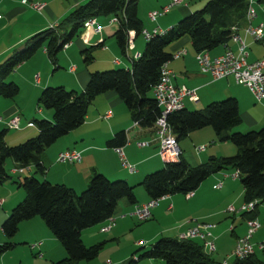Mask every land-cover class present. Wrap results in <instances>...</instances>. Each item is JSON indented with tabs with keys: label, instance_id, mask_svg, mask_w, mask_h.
I'll return each instance as SVG.
<instances>
[{
	"label": "trees",
	"instance_id": "16d2710c",
	"mask_svg": "<svg viewBox=\"0 0 264 264\" xmlns=\"http://www.w3.org/2000/svg\"><path fill=\"white\" fill-rule=\"evenodd\" d=\"M139 1L87 0L70 11L56 26L31 34L22 47L0 62V97L15 99L18 96L19 84L8 80V77L18 64L31 59L40 48L45 49L50 62L57 67L59 52L81 34L84 22L94 17L116 16L118 29L114 38L121 52L127 55L129 31L139 35L144 30L137 11ZM248 1L208 0L201 9L185 15L177 24L147 38L140 55L129 59V68L90 72L88 83L81 91L59 84L45 85L37 105L39 109H51L53 119H34L38 133L23 142L8 144L4 139L7 128L0 131V187L12 181L24 188V199L15 204L2 221L0 229L7 240L0 243V264L1 256L16 246L13 238L20 222L37 215L67 251L66 256L54 264H79L93 260L105 242L87 246L82 241V231L112 218L122 199L129 204H137L134 186L128 180H110L101 172L94 171L88 186L76 192L66 184L40 180L35 174L13 177L4 166L7 159L13 160L15 168L31 166L35 173L44 174L43 152L84 123L93 100L110 90L125 102L135 125L152 128L157 133L155 123L161 114L153 97V87L161 79V68L172 61L174 51L170 47L186 37L196 53L227 46L237 29L239 31L247 23L245 13ZM257 2L262 4L264 0ZM80 52L84 64L90 65L94 57L91 49L83 48ZM238 105L237 98L227 97L199 110H189L184 106L167 116L166 121L178 143L194 131L211 127L219 142H232L238 152L232 156H210L196 166L188 164L182 154L176 160L164 161L162 168L145 174L140 183L149 199L194 192L210 175L233 169L238 173L244 189L243 201L258 200L256 208L241 213L242 219L258 218V207L264 203V126L246 133L232 132L242 123ZM106 142L114 148L124 146L127 143L126 130L112 134ZM203 248V244L196 239L160 237L150 246L142 245L135 250L125 264H138L145 259H162L167 264H219ZM259 252V255L255 252L244 259H233L231 264H264V246Z\"/></svg>",
	"mask_w": 264,
	"mask_h": 264
},
{
	"label": "crops",
	"instance_id": "0c3cea01",
	"mask_svg": "<svg viewBox=\"0 0 264 264\" xmlns=\"http://www.w3.org/2000/svg\"><path fill=\"white\" fill-rule=\"evenodd\" d=\"M46 1L49 3L48 7L45 8L42 16L38 19L39 22L37 20L34 24H32L34 25L33 27H24L27 29L24 30V33L18 32L15 36H8L3 40L0 39V42H2L0 45V62L4 61L5 58L8 57L15 49L22 47L25 40L30 37L31 34L33 35L44 28H50L49 25L56 26V24L60 22L59 19L62 18L61 15H63V13L66 15L69 8L73 9L80 5L81 2H85L87 0H74L75 2L73 5H69L66 8L60 7L61 5L59 4L56 6V10H54L51 6L55 0ZM256 3L257 0H253V6L259 13V6L254 5ZM30 7L31 6L23 4L21 0H0V14H2V17L0 18L1 37L4 35V30L11 33V31H9V24L15 18L20 19L22 16L28 17L29 14H34V16L36 15ZM180 11L183 15H188L191 12V9H189L188 5L185 4ZM5 17L7 21L4 20ZM157 18L158 17H156L153 21L150 18L149 20L154 24V22L157 21ZM95 20L97 24L103 26V30L101 32L94 33L92 28L83 27V31L79 35L81 41H79L77 45H82L80 47H83L84 49L88 46H97V51L99 52L96 53V58L93 57L92 61H97L95 65H86L83 61L81 63L70 55L66 61L68 63L67 65H70L69 71H62V73H59L57 80L55 79V75L53 73H49L51 67L54 65L51 66L48 59L49 57L47 56L45 49H43L37 51L31 59L21 63L20 65L18 64L16 70L9 75V80L15 81L19 84L20 95L23 97H20L18 100L0 97V127L3 126L2 129H4V127L7 128L6 125L8 119L12 116L16 115L20 119L19 128L14 129L19 133L17 135H9L5 139L8 144H14L20 142L21 140L23 141L24 139L32 137V135L36 134L37 129L35 131H31L35 125L33 127L27 126L29 122H34V119H53L51 110L45 111L44 109L37 108L38 115L33 114L34 110L32 103L34 100L37 103V99L39 98L41 90L45 87V85L51 86L61 84L68 89L72 88L73 90L81 91L86 83H88L90 72L95 71L96 69L101 70L109 67L117 68L124 66L129 68L131 66L129 59L135 58L136 54H140L144 50L143 48L147 38L139 37V35H135L133 32L134 46L132 49L127 51V55H125L126 59H123L120 55L117 40L114 41V33L118 29V24H114L109 18L104 20L101 17H97ZM53 21L56 22L50 24ZM175 23V19H172L170 25H175ZM148 25H150V23H148ZM148 25L146 27L144 23V30H148L150 33L154 29L161 28V31H164L170 28L169 26L167 28H163L160 25L158 27H148ZM186 44H190V40L187 37L181 41L173 43L170 47L172 51H178L180 49H185L187 51L184 57L182 56L181 58L174 59L172 61L175 62L171 61L168 64L167 69L170 70L172 74H175L174 83H176V85L189 86L188 82H191L193 89H197V92L203 87H212V89H215L216 91L220 89L227 90V88H233L234 85H232L229 81V79L234 81L233 77H226L225 79L214 81V79H212L209 75H205L201 72L199 73L197 69L195 70L196 59L195 57L193 58L187 56V54H189V50ZM222 47L221 50L213 49L209 52V56L215 57L221 55L228 49L236 50L235 48L237 46L235 43L229 42L227 46L225 45ZM71 51L72 49L70 48L69 52ZM181 59L183 62L182 65L179 66L177 63L180 62ZM58 67V65L57 67L54 66V71L57 70ZM71 68L74 69L72 70ZM224 80L227 82H224ZM241 86L243 85H240V83L235 85L236 88L249 90L248 87ZM229 93H231V91ZM117 95L118 94L112 90L104 94L97 95L92 102L93 104L87 110L85 122L79 127L73 129L64 137H60L56 141V145L53 144L43 152L41 158L43 165L45 166V173H35L30 166L24 170V175L35 174V177L40 180L44 179L51 183H63L78 192L84 190L88 186L91 174L94 171H97L104 174L110 180H128V182L134 186V192L137 196V204L148 201L149 196L147 192H142L139 189V186L143 180V176L152 172V170L154 171L158 169V167H160V161H162L161 159L158 161V157L161 158V156L159 155L157 148L158 143L155 140L156 132L152 128H142L138 125H134L132 122L133 120L129 123L128 119H126L127 115L125 109L126 107L123 105L124 102H122ZM234 95L240 99L238 107L239 110L242 109L240 110L241 113L243 111L242 120H246L249 123H257L255 127L264 125V106L262 107V113L260 111V116H255V114L252 115L253 109L257 110V108H260L255 104L262 103L264 101L258 102L254 99V96H251L252 94L250 95V93H246V91L243 92L242 95ZM197 97L199 99L198 95ZM190 102L195 103L192 101ZM108 111L111 112V116L106 118L104 115ZM24 112L28 114L24 115ZM121 130H126L127 137V143L121 147L123 154H125V157L127 158L126 161L130 165L135 166V171H130L129 168L124 167L122 165V159L120 155L117 154L115 148L107 145L106 140L109 139L112 134ZM188 138L190 140L189 142L186 140ZM186 139L179 141L178 149L185 161L193 166L205 162L210 156H232L238 152V149H236L234 145L229 144L230 142H220L217 145L216 141H218V139L210 129L202 128L201 131H194ZM140 142H148V144L141 146L139 144ZM212 143L213 145L210 146ZM190 144L193 146V149ZM196 145H204L205 149L202 152L196 151ZM67 149L78 151L82 157L81 161H74V163L59 162L57 160L58 153ZM15 166L16 165L13 162L11 163L9 169L11 173L18 175V173H14L12 171ZM234 171L235 170L233 169H227L210 175L209 178L200 183L190 197L185 195V197H182L181 199L180 196L169 195L168 197L166 196V198L161 199L158 203L159 205L152 209L151 216L147 220L151 222L137 228V237L135 235V237L129 239L128 244L126 243L127 245L125 247L124 245H121L120 238L126 235L128 231L133 233V230L136 229L135 225L131 226L133 218V216H131V212L134 210L135 205L129 204L125 199L120 200L117 212H115L112 218L102 222L98 226L99 232H101V227L106 225L111 226L108 231L102 233L107 234L109 237L104 239V241H115V243H112L111 246H113V248L114 246L119 248L111 257L112 264H125L130 258H132L131 256L134 251L139 249L142 245L148 247L158 238L164 237L166 234L172 235L171 237L178 238L181 233L186 232L190 227L200 223L213 225L210 227L209 231H211L213 234L212 236L214 238L216 237V239H218L219 234L228 233L230 230L233 231L231 229L233 227L234 233L232 234L235 246L237 241L236 238L244 234V231H247L248 227H246L245 220L242 219L240 213L226 212V208L231 206V204L236 210H238L244 203V189L242 188L240 178L232 176ZM217 183H220L221 186L219 188H214L213 186ZM23 199L24 190H22L18 184L8 181L0 187V200H3V202L0 203V228L2 226V221L10 214L11 208ZM212 200H217L219 202L216 207L212 206ZM169 218H173L174 222L171 221V223H168ZM258 218L260 219V215ZM187 220H190V222L187 223ZM224 220L225 222L223 225ZM20 223L21 224L16 234L19 237L18 239L22 240L18 241L24 242L26 240L30 241L32 243L31 245H35L33 247L30 246L32 252H30L29 248L26 247L22 254H19L18 258H16L17 253H14L15 251H10L12 254L11 257L13 259L16 258V261L19 262L18 264H23V259H25V257L31 255L35 256L39 253L42 254V257H36L37 259L33 260L34 262L32 264H54L66 256L67 251L65 250V247H62V245L58 242V239L49 231L45 222H43L38 215L29 220L24 219V221ZM92 228L93 229L88 234L86 233L85 235L82 233L84 235L83 238L91 234L96 237V233L94 232L95 229L94 227ZM6 238L7 237L4 236L0 229V243L5 241ZM98 238H101V236L98 235ZM82 240L85 245H88L84 239ZM18 241L15 242L14 240L16 245L22 243ZM13 250H16V248ZM8 252L1 256L2 264H8V262H6V256L9 254ZM104 257H106V255H102V257H97L90 261H81L79 264H106L107 259ZM138 264L167 263H165L162 259H145L140 261Z\"/></svg>",
	"mask_w": 264,
	"mask_h": 264
},
{
	"label": "built area",
	"instance_id": "2783aa9c",
	"mask_svg": "<svg viewBox=\"0 0 264 264\" xmlns=\"http://www.w3.org/2000/svg\"><path fill=\"white\" fill-rule=\"evenodd\" d=\"M23 4H30L31 7L37 11H40L42 7H45V3H38L33 4L32 2H28V0H21ZM184 2V0H172V3L169 5H166L163 7L164 14L168 13L169 7L175 4H179ZM253 0L248 1V10L245 14V20H247L246 25L242 28L244 30V35H241L239 33L238 29L237 32H235L232 41L236 43L237 48L236 50L228 49L225 51V53L218 55V56H209V52L207 51H199L195 55V59L199 61V64L201 65V71L203 73H207L210 75L212 79L218 80L226 78L227 76L233 77L235 82L237 84H242L250 90L249 92L252 94V96L255 97V99L258 102L264 101V60H256L250 62L247 57L248 56V45L246 44L245 39L252 36L253 40L256 42H260L262 45H264V21L260 23L259 25H254L253 22L256 18V8L252 6ZM161 13V12H160ZM163 15V14H162ZM2 16L0 15V18ZM157 14L156 12H151L149 18L153 21L156 19ZM264 17V15H263ZM96 17L88 19L84 22L85 28H92L94 33L101 32L103 30V26L96 23L95 20ZM111 22H117L116 17L111 20ZM162 33L160 29H154L151 33L145 30L142 31V34L146 38H151L153 34L155 33ZM128 43L126 46V50H130L133 48L134 43V37H133V31H129L128 34ZM185 49H180L178 51H174L173 55H171V59H178L181 58L186 54ZM140 54H136L135 56L138 57ZM168 64L164 65L161 68V79L156 83V85L153 87V97L158 102L159 108H160V114L161 116L156 120L155 126L157 127V133L155 140L158 143V152L161 156L163 161H171L176 160L179 158L181 152L178 149V140L175 139L174 134L172 133V127L167 123L166 119L167 116L174 111L182 109L184 106H186V99L192 101V102H198L199 99L196 95L197 89H190L189 87H186L184 85H176L174 83V76L175 74H172L170 70L167 69ZM72 70L74 68H71ZM111 112L108 111L104 116L106 118L110 117ZM35 122H29L27 126L33 127ZM20 125V119L18 116H15L11 118V120H8L7 127L10 129H18ZM135 125V124H134ZM141 146L147 145L148 142H140ZM205 149L204 145L201 147L196 148V151H203ZM115 150L117 154L120 155L122 165L124 167H127L130 169V171H135V166L130 165L126 161L125 154H123L121 147H115ZM57 160L59 162H67V163H74L81 161V156L78 151L67 149L64 151H61L58 153ZM26 168H14L12 171L14 173L23 174L24 170ZM235 177L239 176L237 172L233 174ZM221 186L220 183H217L214 185V188H219ZM193 193V192H192ZM192 193H189L188 195H192ZM167 196V195H166ZM157 198V199H149L145 203L135 204L134 210L131 212L132 216H136V218H139L142 221H146L151 216V211L153 208L158 206L159 201L161 199L166 198ZM168 197V196H167ZM3 200H0V203H2ZM258 200H254L252 202H248L242 205L241 208H239L240 212L244 211H251L253 208H255ZM234 206H229L226 210L227 212H234L235 209ZM238 210V211H239ZM111 218H109L110 220ZM213 225L201 223L200 225L193 226L188 229L187 232L182 233L180 236V239H201L204 241V249L208 250L209 252H213L216 248L215 242L212 241V233L209 231L210 227ZM110 225H106L101 227V232H106L110 229ZM247 227L248 231L245 233L244 236L237 237L236 245L233 248L232 255L228 257V259L223 260L219 264H228L229 260L231 258L235 259H244L246 256H250L254 254L255 246L252 242L253 234L258 231V229L261 228L260 223L258 222V219H250L247 220ZM258 249L261 250L264 246L263 243L258 245Z\"/></svg>",
	"mask_w": 264,
	"mask_h": 264
},
{
	"label": "rangeland",
	"instance_id": "374dc122",
	"mask_svg": "<svg viewBox=\"0 0 264 264\" xmlns=\"http://www.w3.org/2000/svg\"><path fill=\"white\" fill-rule=\"evenodd\" d=\"M32 2L33 4H38V3H42V2H44L45 3V7H42V9L40 10V11H37V10H35V9H33L32 7H30L31 8V10L32 11H34V13L36 14L35 16H34V14H32V15H30L29 14V16L28 17H25V16H22L20 19H18V18H15L13 21H11L10 22V24H9V31H11V33H9L8 31H5L4 30V32H3V37H1V35L2 34H0V39L1 40H3L4 38H6V37H10V36H15V34H17L18 32L19 33H24V30H27V29H25L24 27H33L34 25H32V24H34L41 16H42V13H43V11L45 10V8L46 7H48V4L49 3H47L48 1H43V0H28V2ZM208 0H184V2L183 3H180V4H175V5H172V6H170L169 7V12L166 14V15H163V16H161L162 14H164V12H162L163 10V7H165L166 5H169L170 3H172V0H140L139 1V4H138V9H137V11H138V14H139V18L143 21V23H145V26L147 27V25H148V23H150V25H148V27H152V26H154V27H158L159 25L161 26V27H163V28H167L168 26L169 27H171V21H172V19L174 20L175 19V24H177L178 23V21L181 19V18H183L185 15H187V14H185V15H183L182 13H181V11H180V9L181 8H183L184 6H185V4L186 5H188V8L189 9H191V12L190 13H192V12H194V11H196V10H198L199 8L201 9L202 8V6L205 4V2H207ZM75 1L74 0H55V2L54 3H52L51 4V6H52V8L54 9V10H56V6H58L59 4L61 5L60 7H63V8H66V7H68L69 5H73V3H74ZM86 2V1H85ZM85 2H83V3H85ZM82 3V2H81ZM26 5H28V4H26ZM65 5V6H64ZM255 6H259V9H260V11H259V13H258V11H257V13H256V18H255V20H254V22H253V24L254 25H259L260 23H262L263 21H264V17H263V15H264V3H262V4H259L258 2L256 3V4H254ZM28 6H31L30 4L28 5ZM252 6H253V3H252ZM63 8H62V10H63ZM74 9V8H73ZM73 9H68V11H67V13H66V15H65V13H63V15H61V19H59L60 21L62 20V19H64L65 17H67L68 16V14H69V12L70 11H72ZM151 12H156V14H157V16H158V18H157V21L156 22H154V24L149 20V16H150V13ZM161 12V13H160ZM45 13V12H44ZM189 13V14H190ZM246 14V13H245ZM0 15H2V14H0ZM65 15V16H64ZM58 17H60V16H58ZM99 17H101L102 19H104V20H107L108 18L110 19V20H112V19H114L116 16H114V15H109V14H107V15H101V16H99ZM4 20H6L7 21V19H6V17H5V19ZM47 20V19H46ZM51 20V19H50ZM5 21V22H6ZM38 22H39V20H38ZM48 22H50V21H48ZM56 21H53L52 23H50V24H53V23H55ZM147 22V23H146ZM114 24H116V22H113ZM49 27H51L50 25H49ZM241 29L239 30V33H241V35H243V36H245L244 35V30H242V28L243 27H240ZM139 37H144L145 38V36H144V34H142V32L139 34ZM0 40V41H1ZM83 40V39H82ZM79 41H81V39H80V36H77V37H75L74 38V40H73V42L71 43H69L68 45H66L60 52H59V54H58V58H57V62H56V66L58 65L59 67L57 68V70H55L54 71V66H52L53 64L50 62V60H49V62H50V64H51V70L49 71V73L51 74V73H53L54 75H55V79H57L58 80V74L59 73H62V71H64V72H66V71H69V69H70V65H67L68 63L66 62L67 61V59H68V57L71 55L72 57H74V58H76L77 59V61H79V62H81L82 63V58H83V56H82V54H81V52H80V50L83 48H81L80 46H82V45H79V46H77L78 45V43H79ZM114 41H116V38H115V40ZM245 41H246V44L248 45V50L247 51H249L248 52V56L249 57H247L248 58V60L250 61V62H254V61H256V60H264V45H262L260 42H256V41H254L253 40V38H252V36H250V37H248V38H246L245 39ZM230 42H233L232 40L230 41ZM1 43L2 42H0V45H1ZM234 43V42H233ZM236 44V43H235ZM83 45H84V43H83ZM186 46H187V48H188V50H189V54H187V56L188 57H195V55H196V51L194 50V48L191 46V44H186ZM237 46V45H236ZM87 47V46H86ZM222 46H220L219 48H217L218 50H221L222 48H221ZM67 48H68V50H67ZM70 48L72 49V51L71 52H69V50H70ZM81 48V49H80ZM87 48H90L91 49V51H92V53H93V56L96 58V53H98L99 51H97L98 50V48H97V46H95V47H87ZM237 48V47H236ZM235 48V49H236ZM40 50H43V48H40L38 51H40ZM83 50V49H82ZM119 51H120V55H121V57H123V59H126V57H125V55L123 54V52H121V50L119 49ZM128 51V50H127ZM215 52V51H214ZM199 53V52H198ZM213 53V52H212ZM212 55V54H211ZM47 56H48V54H47ZM185 56V55H184ZM183 56V57H184ZM49 57V56H48ZM48 59H50V58H48ZM186 59V58H185ZM97 62V61H96ZM96 62H92L91 64L93 65H95V63ZM172 62H175V61H172ZM182 59H181V61L180 62H176L179 66L180 65H182ZM129 63V62H128ZM176 64V65H177ZM74 66V65H73ZM122 67H124V66H122ZM122 67H117V68H122ZM103 68V67H102ZM111 67H109V68H106V69H101V70H98V71H103V70H109ZM117 68H111V69H117ZM124 68H127V67H124ZM176 68V67H175ZM193 69H194V67H193ZM197 69V71H199V73L201 72V73H203L202 71H201V65L199 64V61L198 60H196V64H195V70ZM203 74H205V75H208L207 73H203ZM210 76V75H209ZM230 77V76H229ZM228 76H227V78H229ZM223 79H225V78H223ZM9 80V79H8ZM219 80V79H218ZM229 81L231 82V84L232 85H234L233 86V88L231 89V88H227V90H224V89H220V90H215V89H212V87L211 88H209V87H203V88H201V90L200 91H198L196 94L199 96V99H200V101L199 102H195V103H191L190 102V100L188 99H186V108L187 109H189V110H199V109H202V108H204L206 105H208V104H210L211 102H214V101H222V100H224V99H227V97H235V98H237V96H235L234 94H237V95H239V94H243V92H245L246 91V93H250V92H248L249 90H242V89H239V88H236L235 87V85H237V83L235 82V80L234 81H232V79H229ZM224 82H227V81H225L224 80ZM221 83H223V82H221ZM213 84V83H212ZM212 84H211V86H212ZM214 84H216V83H214ZM59 85H61V84H59ZM188 85L189 86H186V87H189L190 89H193V86H192V83L190 82H188ZM240 85H242V84H240ZM51 86H58V85H51ZM241 87H246V86H241ZM236 88V89H235ZM231 91V93H229ZM211 93V94H210ZM250 95H251V93H250ZM252 96V95H251ZM20 97H23V96H21L20 95V91H19V94H18V96L14 99V100H18V99H20ZM253 97V96H252ZM239 101H240V99L239 98H237ZM255 99V98H254ZM21 101H24V100H21ZM27 102V101H26ZM33 104V114H35V115H38V112H37V108H39L38 107V105H37V103H36V101L34 100V102L32 103ZM123 105H125V109H126V115H127V118L126 119H128V121H129V123H131V121H132V117H131V115H130V112H129V110H128V107L126 106V104H125V102H124V104ZM255 105H258L260 108H257V110H255V109H253V112H252V115L253 114H255V116L257 115V116H260V111H261V113H262V107L264 106V102H262V103H257V104H255ZM45 111L46 110H51V109H45V108H43ZM240 110H242V109H240ZM52 112V111H51ZM242 113H243V111H242ZM264 113V112H263ZM25 114H28V113H26V112H24V115ZM34 115V116H35ZM16 116V115H15ZM15 116H12L11 118H13V117H15ZM11 118L10 119H8V120H11ZM124 118H125V116H124ZM41 119V118H40ZM42 119H44V118H42ZM49 120H51V119H49ZM257 125V123H249L248 121H246V120H242V123H241V125H239L238 127H236L234 130H232V132H239V133H246V132H248V131H251V130H258V129H260V128H262L264 125H262V126H260V127H255ZM7 127V126H6ZM2 128H3V126L2 127H0V131L2 130ZM5 128V127H4ZM7 134H6V136H5V138L4 139H6L9 135H17L19 132H16V130H14V129H10L9 127H7ZM206 129H210L211 131H212V133H214L213 131V128H211V127H207ZM36 130V127L34 126L33 128H32V130L31 131H35ZM199 131H201V130H199ZM38 133V131H36V134ZM36 134H34V135H36ZM34 135H32V136H34ZM214 135H215V133H214ZM62 137H64V136H62ZM25 140V139H24ZM23 140V141H24ZM187 140V142H189L190 140H189V138L188 139H186ZM6 141V140H5ZM22 141V140H21ZM20 141V142H21ZM22 141V142H23ZM20 142H17V143H20ZM230 142V141H229ZM17 143H14V144H17ZM55 143H57V142H55ZM55 143H53L54 145H56ZM211 143V142H210ZM216 143H217V145H218V143H220L219 141H216ZM221 143H224V142H221ZM207 144H209V143H207ZM230 145H233L232 144V142H230L229 143ZM11 145H13V144H11ZM191 145V144H190ZM213 145V143L212 144H210V146H212ZM215 145V144H214ZM220 145V144H219ZM209 146V147H210ZM198 147H201V145H199V146H197L196 145V147H195V150H196V148H198ZM209 147H208V149H209ZM191 148L193 149V146L191 145ZM202 152V151H201ZM160 159L162 160V158H160V157H158V161H160ZM161 163L159 164V166L162 168V164H163V160L162 161H160ZM11 163H13V160L11 159V158H8L7 159V161H6V164H5V168H6V170L7 171H9V172H11L10 171V169H9V167L11 166ZM160 167H158V169H160ZM158 169H156V170H158ZM153 171V170H152ZM155 171V170H154ZM236 171H234L233 173H232V176L233 177H235L233 174L235 173ZM12 175H13V177H17V176H21V177H23V176H25L24 175V173L23 174H18V175H15V174H13V173H11ZM237 178H239V176H237ZM139 189L142 191V192H144V193H146L145 191H144V189H143V187L142 186H139ZM22 190H23V188H22ZM78 192H81V191H78ZM193 192V191H192ZM191 192V193H192ZM194 193V192H193ZM192 193V194H193ZM189 194V193H188ZM188 194H181L180 192L178 193V194H175V195H177V196H180V198L182 199V197L184 198L185 197V195L186 196H188V197H190V196H192V195H188ZM241 201V200H240ZM212 202V206H215L216 207V205H218V201L217 200H212L211 201ZM245 202V201H244ZM244 204V203H243ZM232 205V204H231ZM208 207H209V205H208ZM255 208H256V206H255ZM183 209V208H182ZM181 209V210H182ZM227 209V208H226ZM235 209V208H234ZM254 209V208H253ZM239 210V209H238ZM238 210H236L235 209V211L234 212H230V213H242V212H240V210L238 211ZM258 210H259V215H260V219L259 218H254V219H258V222L260 223V226H261V228L260 229H258V232H256V233H254L253 234V237H252V242L254 243V244H256V246H255V251L256 252H258L257 254L259 255V249H258V245L259 244H261V243H263L264 242V203L263 204H261L259 207H258ZM226 212H227V210H226ZM229 213V212H228ZM132 216V215H131ZM39 217V216H38ZM150 218V217H149ZM248 220H250V219H248ZM171 221H173L174 222V220H173V218H169L168 219V223H171ZM227 221V220H226ZM229 221V220H228ZM148 222H151V221H142V219L140 220L139 218H136V216H133V218H132V224H131V226L132 225H135V227H136V229L135 230H133V233H131L130 231H128V233H126V235H124L122 238H120V242H121V245L123 246L124 245V247L128 244V241H129V239H131L132 237H135V235H136V237H137V234H138V231H137V228H139L141 225H146ZM172 222V223H173ZM187 223H189L190 222V220H187L186 221ZM224 222H225V220L223 221V225H224ZM245 223H246V227H247V220H245ZM201 224V223H200ZM200 224H197V225H200ZM99 224L98 225H94V226H92V227H94V232L96 233V237L95 236H93V234H91V235H89V236H85L84 238H83V234H85L86 235V233L88 234L93 228L92 227H89V228H86V229H84L83 231H82V238L84 239V241L86 242V244H88V245H92V244H96V243H99V242H107V243H104L103 244V248L100 250V252H98V254H97V256L95 257V258H97V257H102V255H106V257H104L105 259H107V261H106V264H112V262H111V260H112V255H114V253H115V251L117 250V249H119V248H117L116 246H114V248H113V246H111L112 245V243L114 244L115 243V241H104V239H107V238H109L108 237V235L107 234H104V233H102V232H99ZM196 226V225H195ZM193 227V226H192ZM191 228V227H190ZM233 231H234V228L232 227L231 228ZM220 230V229H219ZM188 231V230H187ZM186 231V232H187ZM233 231H229L228 233H223V234H219V236H218V239H216V237L214 238L212 235V241H214L215 242V245H216V248H215V250L213 251V252H209L208 250H206V249H204L203 248V250H204V252H206V253H208V254H210L211 256H212V258H214L215 260H216V262H218V263H221L223 260H225V259H228V257L229 256H231L232 255V251H233V246H234V237H233V234L232 233H234ZM247 231H248V229H247ZM247 231H244L245 233H247ZM211 232V231H210ZM241 232V231H240ZM185 233V232H184ZM245 233L244 234H242V235H240V237L241 236H244L245 235ZM217 234V233H216ZM98 235L99 236H101V238H98ZM182 235V233L178 236V238L180 239V236ZM172 235H164V237H171ZM174 236V235H173ZM19 237L17 236V234H15V237L13 238V240H15V242H17L18 240H22V239H18ZM237 239V238H236ZM6 240H7V238H6ZM196 240H198V241H200V242H202V244H203V246H204V241H202L201 239H196ZM83 241V240H82ZM18 242H22V241H18ZM127 243V244H126ZM32 243L30 242V241H24V242H22V243H19V244H17L16 245V247H14L13 249H15L16 248V250H10V251H15L14 253H17L16 254V258H18L19 257V254L21 253L22 254V252H23V250L24 249H26V247H28L29 248V250H30V252H32V250H31V248H30V246L31 247H33L34 245H31ZM87 245V246H88ZM25 247V248H24ZM121 248V247H120ZM8 252L9 254H7V260H6V262H8V264H18L19 262H17L16 261V258L15 259H13L12 257H11V252ZM38 257H42V254L41 253H39V254H36L35 256L34 255H31V256H27V257H25V259H23V264H32L34 261L33 260H35V259H37ZM94 258V259H95ZM93 259V260H94ZM233 259H235L234 257L233 258H231L230 260H229V262H228V264H231L232 263V261H233Z\"/></svg>",
	"mask_w": 264,
	"mask_h": 264
}]
</instances>
